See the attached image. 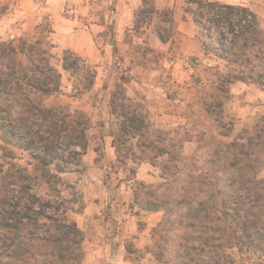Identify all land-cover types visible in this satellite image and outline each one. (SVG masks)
<instances>
[{
  "label": "trees",
  "instance_id": "16d2710c",
  "mask_svg": "<svg viewBox=\"0 0 264 264\" xmlns=\"http://www.w3.org/2000/svg\"><path fill=\"white\" fill-rule=\"evenodd\" d=\"M188 3L202 13L215 11L218 37L206 36L215 42L208 51L238 68L223 74L211 67L215 79L205 108L221 122L235 83L264 92V29L247 7ZM194 22L209 32L202 19ZM52 49L49 36L0 40V264H83L85 258L84 233L67 216L73 210L60 196L40 198L34 191L37 168L46 170L54 161L70 164L88 148L89 116L48 104L62 94L63 75ZM61 67L77 76L73 97L95 86V68L75 52H64ZM126 84L122 77L111 94L110 115L118 120L111 147L124 168L129 161L148 162L160 171L157 184L136 182L132 203L136 216L162 213L147 248L154 264H241L235 253L264 260V115L229 143L201 137L195 153L187 155L183 144L192 140L180 143L170 131L155 129L141 104L127 95ZM17 151L31 161H23ZM47 176L50 189L66 183Z\"/></svg>",
  "mask_w": 264,
  "mask_h": 264
},
{
  "label": "rangeland",
  "instance_id": "374dc122",
  "mask_svg": "<svg viewBox=\"0 0 264 264\" xmlns=\"http://www.w3.org/2000/svg\"><path fill=\"white\" fill-rule=\"evenodd\" d=\"M52 1L0 0V40L50 38L55 56L53 63L63 77L62 94L48 104L82 110L90 118L86 154L74 158L70 164L54 161L46 170L37 168L34 191L40 198L60 196L65 207L73 210L67 216L84 233L83 264H154L147 248L152 245L151 230L162 219V213L140 212L136 216L132 203L136 182L157 184L160 171L148 162L136 164L129 161L127 168L116 162L111 134L116 131L118 120L110 115L109 106L117 82L122 77L127 79V95L141 104V111L155 129L170 131L172 138L180 143L186 138L192 140L183 144V152L187 155L195 153L201 137L229 143L241 136L244 130L251 129L264 115V94L254 86H248L251 87L249 89L242 86L236 92L231 87V98L225 104L223 120L216 122L214 117L207 114L205 103L211 102L209 86L211 80L215 79V70H211V67L223 74L238 68L227 67L226 62L208 51L215 42L206 36L211 34V38L218 37L213 26L217 20L215 11L210 9L202 13L196 4L190 5L186 0L185 4L176 6L174 10L157 11L150 5L144 6V10L134 15L130 29L120 43L121 47L108 50L106 46L99 47L102 40L98 41L96 52H101L98 62L77 54L95 68L97 79L91 91L75 98L77 76L64 72L61 67V59L67 49L55 45V38L48 34L53 29V11L59 7L58 1ZM69 1L61 10L63 16L71 10ZM101 2L95 0L98 14L102 11ZM73 6L75 8V4ZM260 11L255 15L264 29V9ZM199 13L204 16H199ZM187 19L194 24V19H202L203 23L208 24L210 33L201 31L195 24L197 42L190 41L177 30L178 23ZM151 34L163 39L168 49L167 45V50L153 48ZM151 49L157 52L152 53ZM192 53L196 55L192 56ZM225 132L230 137L222 136ZM136 143L134 140L131 145ZM17 155L23 161H31L26 153L17 151ZM132 171H135L134 175ZM47 175L57 176L54 180L59 182L60 178L66 183H57L58 188L50 189L46 182ZM235 256L241 264L264 262L255 256L242 257L236 253Z\"/></svg>",
  "mask_w": 264,
  "mask_h": 264
},
{
  "label": "crops",
  "instance_id": "0c3cea01",
  "mask_svg": "<svg viewBox=\"0 0 264 264\" xmlns=\"http://www.w3.org/2000/svg\"><path fill=\"white\" fill-rule=\"evenodd\" d=\"M55 1L59 2L58 9L52 10L54 17L52 35L55 38V45L67 50L70 49L94 63L98 62L101 56L100 51L96 52L98 41L102 40L99 47L106 46L108 50L116 46L121 47L120 43L124 40L126 32L131 27L134 15L138 11L144 10L146 3H149L157 11L174 10L176 6L186 3V0H101L103 6H101L100 10L102 11L98 14L95 0H70L69 7H71V10L67 11V16H63L61 10L65 8L67 0H54L52 2ZM206 1L244 6L258 14L261 13V9H264V0ZM73 4H75V8ZM51 6L53 9L55 8L52 3ZM177 30L190 41L197 42V27L189 19L181 20L178 23ZM150 43L155 49H168V45L154 34L150 36ZM194 54L192 53V56ZM242 86L247 89L251 88L238 82L232 86V91H239ZM139 178L138 175V180H140Z\"/></svg>",
  "mask_w": 264,
  "mask_h": 264
}]
</instances>
